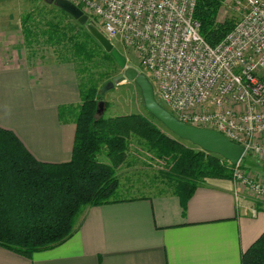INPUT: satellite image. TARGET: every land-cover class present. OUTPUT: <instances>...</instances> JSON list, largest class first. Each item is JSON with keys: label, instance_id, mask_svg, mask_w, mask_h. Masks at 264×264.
<instances>
[{"label": "trees", "instance_id": "obj_1", "mask_svg": "<svg viewBox=\"0 0 264 264\" xmlns=\"http://www.w3.org/2000/svg\"><path fill=\"white\" fill-rule=\"evenodd\" d=\"M226 1H197L193 16L211 45L219 43L238 21L234 15L218 21ZM56 10L22 15L20 32L28 63H72L75 68L80 103L58 107L59 122L75 123L71 157L60 163L40 161L12 130L0 126V246L25 257L68 239L87 206L145 197V192L122 191L129 190L120 180L124 164L140 163L129 172L133 174L151 170L152 193L176 195L183 210L205 178L230 179L233 171L223 157L169 132L143 104L144 112L101 113L102 84L109 78L114 82L120 68L83 25ZM132 146L137 156L131 155ZM102 153L107 161L99 159ZM240 165L259 166L264 174V161L249 153ZM240 262L264 264V231L241 253Z\"/></svg>", "mask_w": 264, "mask_h": 264}, {"label": "crops", "instance_id": "obj_2", "mask_svg": "<svg viewBox=\"0 0 264 264\" xmlns=\"http://www.w3.org/2000/svg\"><path fill=\"white\" fill-rule=\"evenodd\" d=\"M80 103L72 63H28L0 53V126L33 156L71 157L75 123L58 107ZM264 180V174L259 176ZM264 231V203L229 178H205L185 210L170 193L87 206L62 243L25 257L0 246V264H241V253Z\"/></svg>", "mask_w": 264, "mask_h": 264}, {"label": "built area", "instance_id": "obj_3", "mask_svg": "<svg viewBox=\"0 0 264 264\" xmlns=\"http://www.w3.org/2000/svg\"><path fill=\"white\" fill-rule=\"evenodd\" d=\"M68 1L113 44L134 51L157 101L176 118L213 128L243 145V156L264 161V0H243V15L215 45L199 32L198 0ZM241 159L228 161L232 180L264 203V180Z\"/></svg>", "mask_w": 264, "mask_h": 264}, {"label": "rangeland", "instance_id": "obj_4", "mask_svg": "<svg viewBox=\"0 0 264 264\" xmlns=\"http://www.w3.org/2000/svg\"><path fill=\"white\" fill-rule=\"evenodd\" d=\"M31 11L53 13L57 10L56 7L52 3H49L48 0H0V53L4 57L10 58L11 54L15 52L21 56V54L26 52L22 45L20 18L22 15H26ZM243 13V0H227L221 7L217 19L218 21H223L225 18L234 15L238 20ZM96 26L100 29V26L97 23ZM114 46L127 58L129 63L149 75L144 67L140 65V61L135 56L133 50L125 48L119 42H114ZM119 74H121V69L116 75ZM149 77L151 78L150 75ZM107 82H112L111 78L106 79L103 82L100 90L102 94V102L99 111L101 113H104L105 116H113L130 112H144L140 91L134 82L127 81L120 85L113 84L111 86H107ZM104 102L108 104V107L103 104ZM106 107L107 109H105ZM136 152L135 147L132 146L130 149L131 155L137 156ZM140 158L144 159V156H140ZM99 159L107 161L106 156L103 153L99 155ZM140 162L142 161L140 160ZM134 165L140 166V163L136 161L129 167L124 164L119 169L122 186H126L127 188L129 187V190L124 189L122 191L125 192V190H127V195H135L140 192H153V189L151 188L152 185L149 182L151 181L152 176H154V173H152L151 170H149L150 172L146 174L144 172L134 174L129 173L136 170ZM243 169L254 176H259V174H261L259 166L250 167L246 165ZM230 179H232V177ZM122 191L118 190L119 194H122Z\"/></svg>", "mask_w": 264, "mask_h": 264}, {"label": "water", "instance_id": "obj_5", "mask_svg": "<svg viewBox=\"0 0 264 264\" xmlns=\"http://www.w3.org/2000/svg\"><path fill=\"white\" fill-rule=\"evenodd\" d=\"M48 1L68 15H71L79 24L84 26L86 31L112 57L121 69V74L115 78V84L120 85L127 81L134 82L139 88L142 104L146 112L162 124L169 132L182 140L190 142L205 152L223 157L232 164H236L241 159L244 154L243 145L229 140L225 135L213 128L198 127L185 123L162 106L155 97L154 86L148 76L136 66L129 63L127 58L77 6L68 0ZM114 82H109L107 86L113 85Z\"/></svg>", "mask_w": 264, "mask_h": 264}]
</instances>
